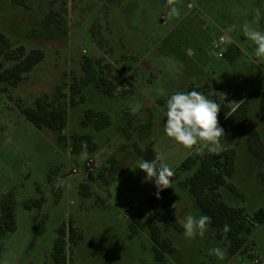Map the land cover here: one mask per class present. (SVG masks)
Here are the masks:
<instances>
[{"label": "rangeland", "instance_id": "374dc122", "mask_svg": "<svg viewBox=\"0 0 264 264\" xmlns=\"http://www.w3.org/2000/svg\"><path fill=\"white\" fill-rule=\"evenodd\" d=\"M172 3L179 9L178 16L168 15V0H28L26 8L0 0V31L13 44L9 56L0 57V71L16 63L20 47L45 54L17 84H0V204L12 203L15 210L14 231L3 234L0 224V264H54L58 230L70 222L77 234L75 243L66 237L67 264H160L147 232L130 238L131 221L125 210L127 204L131 211L142 209L156 189L154 182H145L146 173L137 167L144 159L137 153L156 149L176 175L169 188L175 193L178 220L188 214L202 215L194 197L180 186L190 173L175 171L194 149L163 131L166 102L176 91L218 95L231 81L242 84L245 80L251 95L256 92L245 130L232 134L222 127L225 149L237 152L231 183L239 196L227 189L222 194L227 204L243 207L250 215L264 210V122L257 114L264 58L257 68L239 51L231 63L216 59L212 47L221 29L234 27L238 46L254 54L255 45L243 35L242 26L248 22L264 31V0ZM257 8L261 11L258 21ZM73 85L81 92L74 96L77 105L68 106L64 142L23 117L22 111L40 98L64 94L69 105ZM229 102L219 111L218 122L233 108ZM88 110L107 117L110 125L97 130V118L86 123ZM146 124L148 130L143 128ZM252 133L263 145L257 147L259 157L249 147ZM84 136L96 145V150L87 146V160L80 159L85 141L76 144ZM90 160L96 161L93 181L85 171ZM73 169L80 170V175L71 178ZM99 173L103 178L97 177ZM56 181L68 182L70 187L55 193ZM214 231L209 223L203 237L191 240L169 231L176 252L164 264H252L257 257L264 259V227L257 229L234 259L228 258ZM215 247L224 250L223 260L209 254Z\"/></svg>", "mask_w": 264, "mask_h": 264}, {"label": "trees", "instance_id": "16d2710c", "mask_svg": "<svg viewBox=\"0 0 264 264\" xmlns=\"http://www.w3.org/2000/svg\"><path fill=\"white\" fill-rule=\"evenodd\" d=\"M28 0H12L20 8L27 7ZM51 18L45 20V24ZM13 44L11 40L0 31V57L9 56ZM20 55L16 59V63L12 66L0 71V84L12 85L17 84L22 75L30 72L34 67L40 64L45 54L42 50L25 51L24 47L18 49ZM239 51H230L227 53V59L233 63L238 59ZM262 93L258 105V117L264 122V82ZM2 92H6V87L2 88ZM81 92V88L72 86V93L67 102V97L60 94L53 99L46 97L38 99L33 107L22 111L23 117L29 121L36 129L49 130L57 134L60 142L65 141L63 132L68 125V106L75 107L77 101L74 96ZM105 93L111 95L110 88L105 89ZM80 100L83 102L84 97ZM251 99L247 98L232 114H230L220 125L226 127L230 133L239 134L245 130L249 121V106ZM96 114V115H95ZM97 118L95 127L97 130L106 128L110 125L107 117L102 118V114L94 113L92 110L85 112V122H91ZM100 118V119H98ZM149 124L143 126L148 130ZM76 140V138L74 137ZM249 147L251 152L259 157L260 151L257 147L263 146L259 136L252 133L249 137ZM83 141L91 150H96V145L91 144L89 136L82 137L76 144ZM75 142V141H74ZM75 144V145H76ZM152 150L146 153H137L139 157L147 161H151L155 157ZM237 152L233 148H227L219 155L209 154L206 150L197 154L195 150L182 162L176 172L190 173L185 180L180 182V186L187 190L193 197L196 207L201 211L202 215L211 217L210 225L214 228V237L219 240L227 250L228 258L242 253L247 242L251 240L258 228L264 227V210H258L253 215L247 213L243 207L230 206L224 201L222 190L227 189L239 196L237 188L231 183L236 172ZM177 174V173H176ZM176 176V175H175ZM98 178H103L101 173ZM90 179L96 180L94 174L90 175ZM82 189H86V185H82ZM155 189L146 199V203L142 209L131 211V207L126 205V212L129 214V230L130 238H135L140 231L148 233L152 242L151 251L157 263L164 264L167 256L175 254L176 248L172 240L168 236L169 231L183 234V228L179 224L176 209L173 208L175 202V193L171 188L164 189L160 192V198H156ZM29 208L30 205L26 204ZM12 203L2 202L0 204V224H2V233L12 232L15 230V212ZM227 224L230 231L225 233L223 226ZM77 231L70 222L68 226L63 225L58 230V238L55 241L52 259L54 264H67L69 262L66 250L68 241L75 243ZM67 237V239H66ZM230 242V243H229ZM3 251V245L0 244V257Z\"/></svg>", "mask_w": 264, "mask_h": 264}, {"label": "clouds", "instance_id": "9594fccd", "mask_svg": "<svg viewBox=\"0 0 264 264\" xmlns=\"http://www.w3.org/2000/svg\"><path fill=\"white\" fill-rule=\"evenodd\" d=\"M168 2L171 9L168 15L178 16L179 9L172 3V0ZM255 15L258 21L261 17L259 8L256 9ZM242 29L243 35L255 45V57L264 58V31L257 30L248 22L243 24ZM166 106V123L163 125V131L167 137L174 139L185 148L194 149L197 154L202 149L213 155H219L226 150L223 143L225 131L218 123L221 106L215 100L209 99L203 92L196 90L176 91L167 99ZM80 159H88L86 142L82 143ZM137 167L146 173L145 182H154L157 199L160 198L161 191L171 187L175 172L164 162L161 154L157 153L151 161L141 160ZM178 222L184 230V238L191 240L197 236H204L211 217L201 215L197 218L188 214ZM230 230L227 224L223 226L225 233ZM209 254L220 260L225 258V252L220 247L212 248Z\"/></svg>", "mask_w": 264, "mask_h": 264}, {"label": "built area", "instance_id": "2783aa9c", "mask_svg": "<svg viewBox=\"0 0 264 264\" xmlns=\"http://www.w3.org/2000/svg\"><path fill=\"white\" fill-rule=\"evenodd\" d=\"M235 29L234 27H230L228 30L221 29V33L213 38L212 47L213 53L216 59L218 60H227V53L234 48L235 51H241L242 57L246 59L251 65L261 68L262 61L261 58L255 57L254 54H249L244 52L240 46L233 39ZM252 90L248 83L244 80L242 84H239L236 80L230 82L229 85L223 87L221 89V93L218 95L209 94L208 98L215 100L223 109L224 105L230 101L233 104V108L231 109V113H233L251 94ZM86 176L90 178L91 174H94L96 171V161L90 160L85 164ZM80 175V170L73 169L69 176L71 178L77 177ZM70 187V183L68 182H58L56 181L53 185L54 192L57 193L63 192ZM129 217V215H128ZM252 264H264V259L262 257H257L252 261Z\"/></svg>", "mask_w": 264, "mask_h": 264}, {"label": "crops", "instance_id": "0c3cea01", "mask_svg": "<svg viewBox=\"0 0 264 264\" xmlns=\"http://www.w3.org/2000/svg\"><path fill=\"white\" fill-rule=\"evenodd\" d=\"M240 48H241V47H240ZM241 49H242V48H241ZM254 92H255V91H254ZM254 94H256V92H255V93H253L252 95L250 94L248 98H250V99L252 100V99H253V96H254ZM229 106H231V107H232V106H233V104H231V103L229 102ZM231 112H232V111H230V112H229V113H228V114H227V115L224 117V119H223V120H221L220 122H218V123H219V126L222 124V122H223V121H224V120H225V119H226V118H227V117H228L230 114H232ZM154 152H155L156 154H157V153H159V152H158L156 149H155V151H154ZM159 154H160V153H159ZM179 167H180V166H179ZM179 167H178V168H179ZM178 168H176V169H175V171H176ZM244 209H245V208H244ZM235 257H237V256H235ZM235 257H234V258H235ZM234 258H232V259H234ZM232 259H231V260H232ZM231 260H230V261H231ZM230 261H229V262H230Z\"/></svg>", "mask_w": 264, "mask_h": 264}]
</instances>
